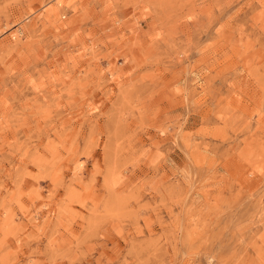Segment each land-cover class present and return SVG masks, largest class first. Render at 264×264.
Segmentation results:
<instances>
[{
  "label": "rangeland",
  "instance_id": "obj_1",
  "mask_svg": "<svg viewBox=\"0 0 264 264\" xmlns=\"http://www.w3.org/2000/svg\"><path fill=\"white\" fill-rule=\"evenodd\" d=\"M0 264H264V0H0Z\"/></svg>",
  "mask_w": 264,
  "mask_h": 264
}]
</instances>
